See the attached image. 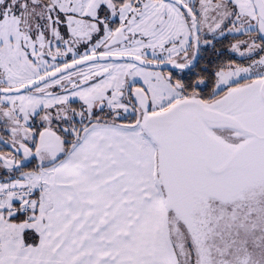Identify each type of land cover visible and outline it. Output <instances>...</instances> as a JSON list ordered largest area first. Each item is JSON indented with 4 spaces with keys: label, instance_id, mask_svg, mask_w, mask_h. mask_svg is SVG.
Returning a JSON list of instances; mask_svg holds the SVG:
<instances>
[{
    "label": "snow or ice",
    "instance_id": "1",
    "mask_svg": "<svg viewBox=\"0 0 264 264\" xmlns=\"http://www.w3.org/2000/svg\"><path fill=\"white\" fill-rule=\"evenodd\" d=\"M0 264H264V0H0Z\"/></svg>",
    "mask_w": 264,
    "mask_h": 264
}]
</instances>
